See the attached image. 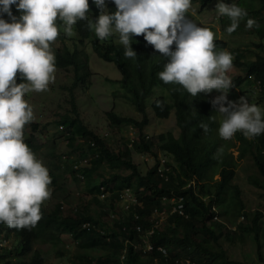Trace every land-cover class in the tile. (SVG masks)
<instances>
[{
  "label": "trees",
  "instance_id": "obj_1",
  "mask_svg": "<svg viewBox=\"0 0 264 264\" xmlns=\"http://www.w3.org/2000/svg\"><path fill=\"white\" fill-rule=\"evenodd\" d=\"M210 2L212 0H203L202 3L206 5ZM89 4V19L77 21L73 26L76 36L66 35L63 32L62 22H57L60 25L58 29L60 34L57 39L62 42L72 40L73 45L70 47L65 43L61 48L55 50V66L73 67L74 86L89 84L87 83L91 74L89 55L84 48L89 40L92 49L101 59L113 62L117 66L121 73L119 82L124 89L122 96L129 99L139 111L146 112V100L154 94L156 87L167 91V93H161L154 98L150 106L159 118H168L172 110L175 112L177 125L180 128L179 136H175L172 132L160 134L159 149L171 155L176 162L175 178L177 182L164 185L161 181L165 176L156 171L157 165L142 175L138 166L133 162L128 148L118 153L112 152L105 138L100 137L83 124L79 110L74 103L73 115H66L60 121L61 126L68 131L70 139L85 137L88 140L89 149L97 153L99 162L114 163L130 169L131 173L127 177H123L124 181L130 184L133 179H136L142 197H139L138 194L139 202L133 206L128 219L121 221L119 230L110 232L81 229L82 222L94 221L91 216L83 213L65 216L62 215L58 207L54 211L48 212L42 202L40 208L42 217L34 228H9L0 223V233L4 232L0 238V264H46L43 252L36 247L38 242L53 245L57 248V255L62 257L65 255V251L61 249L64 246L63 233L71 235L84 248L104 245L113 250V253L106 258H99L96 261L89 259L88 262H92L91 264H147L144 258L147 255H154L161 260L162 264L166 262L174 264L175 260L164 256L159 250L154 249L151 253L144 254L135 249L132 243L127 242L135 241L139 236L134 229L135 223L141 224L145 230L153 225L150 220L151 215L156 210L164 209L155 200L159 201L161 198H165L170 201L173 196H183L186 208L193 204L201 211L202 228L199 229L197 223H194L192 235L179 237L178 233L181 228L179 221L185 217L173 211L168 216L165 228L155 229L152 236L155 246L160 245L167 250L170 246L175 250L183 249L186 256L192 260L197 259L198 264H235V261L227 257V252L223 249L219 237L218 229L225 227V223L228 222L233 227V229L227 230L228 237L236 234L237 231L255 235L254 238L258 244V258L264 264L263 245L258 239L260 233L264 232V225H261L264 213L255 211L249 219L250 214L247 212L242 189L238 184L233 183L237 173L238 160L250 154L259 171L257 176L250 177V181L264 190V132L249 138L237 131L232 140L221 138L217 132L220 122L219 113L210 104L212 98L210 93H198L196 97H193L179 84L164 83L157 74L163 70V64L167 58L144 41L142 34L133 37L131 46L137 56L131 58L124 56V48L119 42L118 35L116 37L111 35L106 40L98 39L90 21L95 19L99 10L92 4V0H89ZM237 5L241 7L244 5L243 8L247 11L246 18L243 17L240 21L245 22L250 17H254L256 23H259L257 25L259 33L264 35L262 28L264 25V0H238ZM107 7L110 12L115 10L111 0H108ZM12 9L13 14L18 16L19 12L15 6H12ZM5 19H7L6 15ZM214 43L216 51L226 48V42L222 39H214ZM52 45L53 41L50 42L51 49ZM258 46L262 47L263 45ZM233 62L245 71V76H239L234 84L240 85L244 80L253 77L259 82L260 90L264 95V55L258 54L256 59L244 62L237 58ZM20 82L21 77L18 74L17 83ZM107 115L112 124L132 123L134 126L136 125L140 129L141 137L138 147L146 152L151 151L153 144L151 140L143 138L142 132L147 123L146 118L139 122L133 118L120 116L112 110L108 111ZM202 122L207 124V131L200 128ZM38 128L39 124L31 121L24 126L23 133L25 143L36 157L42 148V143L35 134ZM91 141H94L95 145H91ZM236 144L239 152L238 157H235L231 150ZM154 156L156 159L158 158L157 153ZM96 167L97 165L85 166L79 170L84 173L86 179H90ZM217 175L219 177H216ZM115 179H119V175H114L112 179H104L96 186L97 192L100 191V186H105L107 190L114 192L111 184ZM52 181H54L53 176H51ZM191 182H194L193 186H188ZM116 195L118 196V193ZM214 216H218L223 223L215 219V227L207 226L206 221ZM241 217L243 220L248 219L249 223L241 221ZM205 236H208L211 241L206 242ZM9 237L16 239L17 243L10 246L3 245L2 242ZM236 264H251V262Z\"/></svg>",
  "mask_w": 264,
  "mask_h": 264
},
{
  "label": "rangeland",
  "instance_id": "obj_2",
  "mask_svg": "<svg viewBox=\"0 0 264 264\" xmlns=\"http://www.w3.org/2000/svg\"><path fill=\"white\" fill-rule=\"evenodd\" d=\"M202 2L203 0H192L191 8L186 15L198 25L211 29L215 34L214 39L224 40L226 48L223 50L232 54L233 61L239 58L240 61L244 62L256 59L258 54L264 55V35L259 33L257 28L259 23H256L254 17H250L254 20L251 27L246 26L247 20L245 22L240 21L237 29L232 33H228L225 29L230 25L231 20L226 16L217 14L215 9L217 0H212L206 5H203ZM223 2L237 4L238 0H223ZM262 28L264 29V25H262ZM71 35H77L74 29ZM112 35L116 37L118 33L113 32ZM65 43L70 47L73 45L72 40L62 42L56 38L53 41L51 50L55 53V50L61 48ZM260 44L263 46H258ZM84 48L89 55L91 71L88 78L89 82H87L89 84L84 83L74 86L75 72L73 67L61 68L55 66V79L50 82L47 91L36 92L30 90L24 96L33 109L34 119L32 122L39 124L38 131L35 134L42 143V148L37 158L48 168L50 177L53 176L54 178V181L49 185L50 197L43 201V204L48 212L54 211L58 207L62 215L65 216L83 213L91 216L93 222L102 231H118L121 221L127 220L128 216L131 215V210H133L132 208L125 209L120 193L129 186L132 189L133 197H136L137 201L138 194L139 197H142L136 179L127 184L123 177L130 175V169L114 163L99 162L97 153L89 149L88 140L85 137L70 139L66 128L61 127V119L66 115H73V104L75 103L83 124L100 137L105 138L112 152L118 153L128 148L133 162L138 166L142 175L156 167L155 165H157L156 171L158 173H161L159 167L167 169L165 178L161 181L164 185L177 182L175 178L176 162L171 155L159 149L161 145L159 135L172 132L175 136H179L180 128L177 125L174 110L168 118H159L150 106L154 98L161 93H167V91L156 87L154 94L146 100V112L139 111L129 99L122 96L124 89L119 82L121 73L117 66L113 62L101 59L92 49L89 40H87ZM233 61L232 68L227 71L226 75L234 84L239 76H245V71L242 67L234 64ZM260 89L259 82L253 77H249L240 85L236 86L234 84V87L229 90L228 99L237 100L238 97L243 95L246 96L249 103L256 104L264 111V95ZM217 94L215 90L210 92L211 97ZM111 110L120 116L133 118L139 122L144 118L147 119L142 132L143 138L151 140L153 144L151 145V151L146 152L138 147L140 129L136 125L134 126L132 123L122 125L111 123L107 115L108 111ZM221 119L222 114L219 113V120ZM235 135L236 133L230 139L232 140ZM131 139H134L135 142H132ZM231 150L235 157L239 156L237 144ZM155 153L158 154L157 159L154 156ZM84 163L88 166L97 165L90 179L78 177L79 175L77 176L73 168V164L80 167ZM258 174L259 171L252 155L247 154L244 158L238 160L237 173L233 183L238 184L242 189L247 212L250 214L249 219L255 211L264 213V190L250 181L251 176H257ZM114 175H119V179H115L111 184L115 191H109L108 195L102 199L96 190V186L104 179H112ZM116 193H118V196ZM155 201L162 205L164 209L155 211L150 220L151 222L158 221L160 223L159 227L164 229L168 216L173 212V202L164 198ZM63 205L66 207L65 209H62ZM187 212L188 217L181 218L179 221L181 227L178 233L179 237L192 235L194 223H197L199 229L202 228L201 211L191 204L188 206ZM240 220L249 223L248 219L243 220L241 217ZM221 222L223 223V221ZM206 225L215 227V217L206 221ZM230 225L226 222L225 227L218 229L221 245L227 252V257L236 263L262 264V261L258 258V244L254 238L255 235L237 231L236 234L228 237L227 230L233 229ZM261 225H264V218ZM3 234L4 232L0 233V238ZM62 238L64 239V246L61 249L65 251V255L62 257L57 255V248L53 245L41 242L36 244V247L43 252L46 264H91L92 262H88L89 259L96 261L113 253L110 247L107 248L104 245L84 248L67 233H63ZM204 239L206 242L211 241L208 236H205ZM258 239L263 245L264 253V232L260 233ZM2 243L10 246L11 244L15 245L17 240L9 237ZM167 253L166 256L175 261L185 259L192 262L198 261L197 259L188 258L183 249L175 250L170 246ZM144 258L147 264H162L161 260L154 257V255H147Z\"/></svg>",
  "mask_w": 264,
  "mask_h": 264
},
{
  "label": "clouds",
  "instance_id": "obj_3",
  "mask_svg": "<svg viewBox=\"0 0 264 264\" xmlns=\"http://www.w3.org/2000/svg\"><path fill=\"white\" fill-rule=\"evenodd\" d=\"M107 3L92 0L99 14L90 24L98 39L118 33L124 56L131 58L137 56L133 37L142 34L167 58L157 74L164 83L179 84L193 97L215 90L218 94L210 104L222 114L217 129L221 138L230 139L237 131L249 138L264 132V111L259 106L243 95L228 99L234 84L226 73L233 56L216 51L214 32L186 15L192 0H111L115 6L111 12ZM215 9L231 20L228 33L247 16L243 7L223 0H217ZM89 10V0H0V223L9 228H34L42 217L41 204L51 194L48 168L24 140V126L34 119L25 93L47 91L55 79L50 42L60 34L57 22L71 35L77 21L89 19ZM253 24L247 19V27ZM200 128L207 131L208 126L202 122Z\"/></svg>",
  "mask_w": 264,
  "mask_h": 264
},
{
  "label": "built area",
  "instance_id": "obj_4",
  "mask_svg": "<svg viewBox=\"0 0 264 264\" xmlns=\"http://www.w3.org/2000/svg\"><path fill=\"white\" fill-rule=\"evenodd\" d=\"M61 127L63 128V126H61ZM131 140H132V142H135L134 139H131ZM139 140H141V139H139ZM91 145H95V142L91 141ZM86 160H85V162H86ZM83 166H88V165H85V163H84L82 166L78 167V165L73 164V167L76 170L77 176L79 175L78 177H80V178H85L84 173L79 170ZM166 170L167 169H163V168L159 167V171L161 172L160 173L161 175L165 176ZM193 184H194V182H191L188 184V186H193ZM99 188H100V191H98L99 195L102 199H104L108 195L109 190H107L105 186H100ZM120 198L123 199L124 207L127 210L133 208V206L136 203H138L137 198L133 197V193H132L131 188H125L122 191V193H120ZM170 201L173 202V211L174 212H178L182 216L188 217V212H187V208H186L185 203H184V197L183 196H173L170 199ZM65 208L66 207L63 205L62 209H65ZM213 209L216 210L215 207H213ZM156 211H158V210H156ZM214 217H215V219L221 220L218 216H214ZM136 218H138V215H136ZM159 225H160V223H158V221H156V222L153 221V225H151L149 228L144 230V228L141 224L135 223L134 229H136V232L139 234V236H138L137 240L127 241V242L132 243L134 245L135 249L141 251L144 254L151 253L154 249H156V250L161 251V253L166 256L168 254L167 249L163 246H160V245L155 246V244L152 241V236L154 235L155 229L159 228ZM81 229H87L88 231L98 230V231L103 232L100 228L97 227V224L95 222H92V221L82 222L81 223ZM174 264H198V263L192 262L191 260L186 259L183 261L176 260Z\"/></svg>",
  "mask_w": 264,
  "mask_h": 264
}]
</instances>
